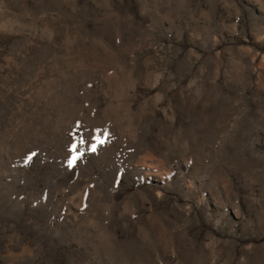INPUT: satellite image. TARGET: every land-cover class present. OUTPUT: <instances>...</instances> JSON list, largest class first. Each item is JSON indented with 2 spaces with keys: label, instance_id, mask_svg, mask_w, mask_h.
<instances>
[{
  "label": "rangeland",
  "instance_id": "374dc122",
  "mask_svg": "<svg viewBox=\"0 0 264 264\" xmlns=\"http://www.w3.org/2000/svg\"><path fill=\"white\" fill-rule=\"evenodd\" d=\"M0 264H264V0H0Z\"/></svg>",
  "mask_w": 264,
  "mask_h": 264
}]
</instances>
